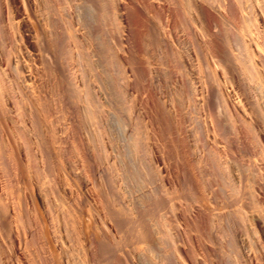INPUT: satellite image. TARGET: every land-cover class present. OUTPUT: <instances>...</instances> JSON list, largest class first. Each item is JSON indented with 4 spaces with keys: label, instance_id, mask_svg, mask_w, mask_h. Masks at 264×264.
<instances>
[{
    "label": "bare ground",
    "instance_id": "6f19581e",
    "mask_svg": "<svg viewBox=\"0 0 264 264\" xmlns=\"http://www.w3.org/2000/svg\"><path fill=\"white\" fill-rule=\"evenodd\" d=\"M0 264H264V0H0Z\"/></svg>",
    "mask_w": 264,
    "mask_h": 264
}]
</instances>
